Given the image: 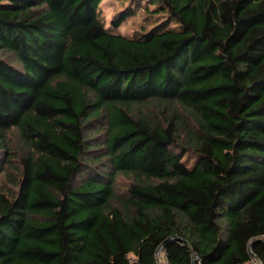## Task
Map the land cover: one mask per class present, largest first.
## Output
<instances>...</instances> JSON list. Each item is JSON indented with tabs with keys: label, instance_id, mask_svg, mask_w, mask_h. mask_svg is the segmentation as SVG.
<instances>
[{
	"label": "trees",
	"instance_id": "16d2710c",
	"mask_svg": "<svg viewBox=\"0 0 264 264\" xmlns=\"http://www.w3.org/2000/svg\"><path fill=\"white\" fill-rule=\"evenodd\" d=\"M149 1L0 0V264H264V0Z\"/></svg>",
	"mask_w": 264,
	"mask_h": 264
},
{
	"label": "rangeland",
	"instance_id": "374dc122",
	"mask_svg": "<svg viewBox=\"0 0 264 264\" xmlns=\"http://www.w3.org/2000/svg\"><path fill=\"white\" fill-rule=\"evenodd\" d=\"M130 7L131 11L134 13L130 15L125 22H123L119 27L114 28L111 26V20L115 16V14L124 9ZM157 8L156 5L151 4L149 0H103L99 7V16L101 20L104 22L105 27L107 30L113 33H122L124 35H135L136 32L142 29H151L154 26L160 27H176L177 25L174 24L172 21L166 20V15L161 12H156L155 9ZM0 56L4 57L8 61L19 64L17 57L14 53L3 50L0 53ZM174 105H169L167 107H160L158 103L153 100L151 102L145 103L141 106H135L133 111L138 114H143L149 118L156 117L157 113H161L162 110L170 112L174 109ZM181 114H184L187 119H192L191 115L188 111H184L183 109L180 110ZM184 112V113H183ZM190 116V117H189ZM97 125L96 121L91 122V125L88 128H93ZM104 136L101 135L100 137ZM102 140V139H101ZM101 140H93V143H100ZM89 144L92 142L89 140ZM97 146L93 147L94 149L87 153L84 158L90 159L92 157H96L100 154V151L96 148ZM177 151L180 149L176 147ZM198 156L191 152L187 153L184 158L183 162L191 167L193 166L194 162ZM87 162V161H86ZM97 169V164L94 161H89L87 165H83L82 169L77 175L76 181H81L82 179L86 178L90 173L94 172ZM9 180V179H8ZM135 181L134 174H126V173H119L116 176V180L114 183V189L116 195L119 197L127 196L129 193V187ZM4 182V180H3ZM13 189V188H9ZM8 189V190H9ZM118 201V200H116ZM119 202V201H118ZM157 258L160 264H169L165 259V253L163 249L158 251Z\"/></svg>",
	"mask_w": 264,
	"mask_h": 264
},
{
	"label": "water",
	"instance_id": "95a60500",
	"mask_svg": "<svg viewBox=\"0 0 264 264\" xmlns=\"http://www.w3.org/2000/svg\"><path fill=\"white\" fill-rule=\"evenodd\" d=\"M165 243H166V242H164V243L159 247V250H158V251H161V250L163 249Z\"/></svg>",
	"mask_w": 264,
	"mask_h": 264
},
{
	"label": "built area",
	"instance_id": "2783aa9c",
	"mask_svg": "<svg viewBox=\"0 0 264 264\" xmlns=\"http://www.w3.org/2000/svg\"><path fill=\"white\" fill-rule=\"evenodd\" d=\"M249 264H257V262L256 261H252L251 263H249Z\"/></svg>",
	"mask_w": 264,
	"mask_h": 264
}]
</instances>
